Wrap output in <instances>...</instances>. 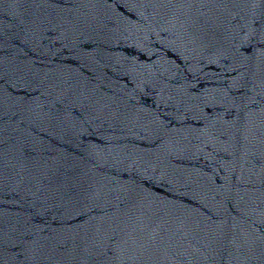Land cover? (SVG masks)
Listing matches in <instances>:
<instances>
[{"label":"water","instance_id":"1","mask_svg":"<svg viewBox=\"0 0 264 264\" xmlns=\"http://www.w3.org/2000/svg\"><path fill=\"white\" fill-rule=\"evenodd\" d=\"M134 0H0V264H52L79 147Z\"/></svg>","mask_w":264,"mask_h":264}]
</instances>
